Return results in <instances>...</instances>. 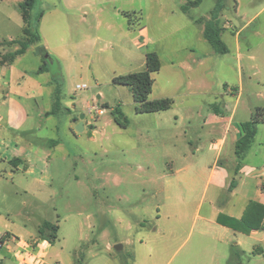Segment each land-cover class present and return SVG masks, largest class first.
<instances>
[{"label": "rangeland", "instance_id": "1", "mask_svg": "<svg viewBox=\"0 0 264 264\" xmlns=\"http://www.w3.org/2000/svg\"><path fill=\"white\" fill-rule=\"evenodd\" d=\"M20 1L0 0V40L22 39ZM192 1L195 0H36L32 14L42 12L43 17L32 27L42 39L41 47L52 58L41 57L40 66L45 62L49 78L54 79L60 103L59 109L55 108L56 122L69 157L52 159L53 186L39 194L25 195L12 188L9 181L0 180V234L7 231L33 244L42 241L38 232L48 223L57 227L56 240L49 247L51 259L61 264L68 260L85 264L90 263L87 255L96 253L100 261L93 260L92 264L106 260L107 264H130L126 256L133 247L137 248L139 238L146 240L145 233L153 219L178 215L176 208L165 206L163 176L179 169L182 163L197 167L208 158L202 117L211 109L223 110L224 104L229 113L234 106L239 113L264 107V0H202L186 14L180 10ZM216 6L220 7L218 25L228 53L217 54L210 45L197 46L196 38H188L185 43L182 36L178 38L176 31L185 24L194 30L204 28ZM139 28L148 34L149 51L155 49L164 64L182 61L189 46L202 53L212 51L204 59V69L196 70L201 78L196 83L194 74L185 68L180 70L182 78L189 76L191 83H199L191 89L200 93L183 95L185 84L179 94L167 89L168 95L173 94L169 97L173 106L161 119L136 113L130 89L112 82L114 77L130 71L141 72L135 69H139V60L148 50L133 43L134 38L142 40L138 38ZM0 46L9 48L12 44L3 41ZM118 46L130 51L136 60L134 65ZM35 52L23 61L30 70L35 67ZM165 79L171 78L164 74L159 81L164 84ZM77 85L87 88L77 90ZM203 102L207 104L200 107ZM61 106L69 113L60 112ZM95 108L104 112L98 115ZM113 110L123 114L128 121L126 128L114 122ZM193 112L200 113L199 118ZM82 115L90 125L78 132L73 120L80 121ZM190 115L193 117L188 122ZM175 116L181 119L176 121ZM67 118L72 123L66 132ZM248 118L237 114L235 122L244 123ZM199 143L205 151L199 157L192 156ZM257 143L264 149V127L259 130ZM185 150L187 156L183 159ZM180 190L181 186L175 195ZM197 193L196 187L194 195ZM194 200L199 198L191 202ZM186 211L187 218L193 219V206ZM189 229L190 226L184 235L173 239L159 264H165L174 253L172 264L183 256L193 243V238H187ZM127 240L133 247L130 244L115 250ZM254 244L251 249L255 255L234 256L233 264H264V253L256 251L264 249V245ZM13 249L0 248V264H16L8 255L12 256Z\"/></svg>", "mask_w": 264, "mask_h": 264}, {"label": "crops", "instance_id": "2", "mask_svg": "<svg viewBox=\"0 0 264 264\" xmlns=\"http://www.w3.org/2000/svg\"><path fill=\"white\" fill-rule=\"evenodd\" d=\"M203 29L194 30L191 25L185 24L177 29L176 35L178 38L182 36L184 43L188 42V38H196L197 46H209L203 36ZM137 31L139 32L138 38L143 41L134 38L133 43L138 48L148 50L139 60V69H135L143 71L145 53L156 52L158 54V52L155 49L149 51L148 46L151 42L146 30L139 28ZM15 40L19 39L9 38L0 40V42ZM41 44L40 37L39 43L30 45L24 54L15 56L12 61H6L7 56L5 55L18 50V44H12L9 48L0 46V180L9 181L12 188L25 195L51 190L55 180L51 165L52 159L69 157L60 137L62 130L56 122L58 113H52L56 90L54 79L49 78L50 70L47 65L45 72L38 73L42 60L35 50L41 47ZM118 49L130 57L127 61L136 62L125 47L118 46ZM187 50L189 53L183 57L182 61L169 60L164 64L159 58L161 69L157 75H153L154 84L149 100L173 97L172 93L171 95L166 93L167 89L172 88L174 93L179 94L183 84L186 85L183 95L193 96L200 93L197 90L193 91L191 87L199 85V83L195 84L201 80L197 77L196 70L204 69V59L209 57L212 51L198 52L195 51V46H189ZM32 51L38 56L35 55V67L30 70L23 64V61ZM47 58L52 61L50 56ZM133 63L131 66L134 65ZM181 68L194 74L191 76L195 79V83H191L189 76L186 79L182 78ZM207 71L205 72L208 73ZM130 73H137V71H130L127 74ZM164 74L171 79H165L162 84L159 78ZM203 103L200 107L207 104ZM61 108L60 112H66L64 107L61 106ZM164 113L166 112L150 115L161 119ZM193 113L199 118L200 113ZM252 113L251 110L239 113L235 106L229 113L224 104L223 110L214 108L202 117L203 126L201 127L206 129L204 134L207 136V152L209 154L212 152L213 156L208 154V158L202 160L197 167L182 163L179 169L163 176L165 206L176 208L179 216L165 215L154 218L149 224L150 227L147 228L148 232L145 231L146 240L144 238L137 240V248L127 240L121 250L126 245L131 244L133 247L129 252L130 256H126L130 264L161 263L160 258L169 249L173 239L177 235L178 237L184 235L188 226L190 229L187 238H193V243L174 264H233L234 256L255 255V251L251 249L255 246V244L252 245L253 243L264 245V166L262 165L264 149L257 143L259 130L264 127V124L258 126L251 148L236 169L235 143L241 136L240 125L243 122H235V117L238 114L244 118L245 115L249 117V121ZM192 117L193 115L188 117V122ZM175 119L179 121L181 118L175 116ZM80 122L83 126L81 132H84L90 122L85 123L84 119L73 120V125L77 127ZM71 123V119L67 118L64 131L71 130ZM173 137L177 138V135L174 134ZM67 138H69L68 134ZM194 150L192 156L199 157L198 154L205 151V146L199 143ZM186 156L187 151L185 150L182 154L183 159H186ZM231 180H234L235 185L230 189ZM179 186H181L180 193L175 195L174 191L178 190ZM196 187L198 188L197 196L194 195ZM192 198H199V200L191 202ZM191 206H193L195 216L190 220L186 216V210ZM5 233L8 232L3 231L0 236ZM109 246L107 244V252H109ZM256 251L257 254L264 253L262 247ZM8 255L13 259L10 253ZM56 255L55 253L57 258ZM87 257L90 258V263L87 261L85 264H92L93 260L100 261L96 253L88 254ZM172 258L165 264H172ZM48 261L50 264H61L58 260L51 259L50 255H48ZM107 261L99 264H107ZM67 264H74V262L68 260ZM113 264L118 263L115 261Z\"/></svg>", "mask_w": 264, "mask_h": 264}, {"label": "trees", "instance_id": "3", "mask_svg": "<svg viewBox=\"0 0 264 264\" xmlns=\"http://www.w3.org/2000/svg\"><path fill=\"white\" fill-rule=\"evenodd\" d=\"M202 0H195L186 3V5L181 7V10L186 13L189 9L197 7L200 5ZM36 6V0H22L18 4L19 13L23 22L22 40H15L9 43L18 44L19 48L14 53L7 55L6 61H12L15 56L22 55L25 53L26 49L32 45L40 42V36L36 29H33V23H39L43 17V13L40 12L33 16L32 12ZM220 12V7L216 6L211 13V17L208 21L204 23L203 36L208 42L210 47L215 53L224 55L228 53V48L221 39L218 22V16ZM38 54L45 60V56L48 57L46 51L43 47L38 48ZM4 62V61H3ZM161 69V62L159 56L155 52L145 53V69L141 72L130 73L126 75H120L114 77L112 82L115 85L126 86L130 89L132 93L133 101L136 105L135 111L138 114H153L168 111L173 106V100L170 98H162L157 100H149V96L152 92L154 84V74H157ZM46 71V64L39 67L38 73H43ZM54 107L52 113L57 110L55 108L60 107L58 92L54 95ZM107 106V105H106ZM55 109V110H54ZM112 116L114 122L121 128H126L128 126V121L125 119L123 114L118 110L112 111ZM264 124V107H257L249 121L241 123V136L235 143V158H236V169L241 165V162L245 158L247 152L251 148L255 136L257 134V129L259 125ZM235 185L234 180H231L230 189ZM57 227L52 226L48 223H44L39 229V239L47 240L50 244H53L56 240ZM5 233L4 236H8ZM46 238V239H45ZM37 242V241H36Z\"/></svg>", "mask_w": 264, "mask_h": 264}, {"label": "built area", "instance_id": "4", "mask_svg": "<svg viewBox=\"0 0 264 264\" xmlns=\"http://www.w3.org/2000/svg\"><path fill=\"white\" fill-rule=\"evenodd\" d=\"M86 88V85L76 86L77 90ZM103 112L104 110L96 109V113L98 115H101ZM90 113H92V111H90ZM50 246L51 244L47 240L29 244L27 241L17 238L13 235H8L6 237L4 235L0 236V248L4 247L6 250H10L14 247L12 257L16 264H50L48 261Z\"/></svg>", "mask_w": 264, "mask_h": 264}, {"label": "water", "instance_id": "5", "mask_svg": "<svg viewBox=\"0 0 264 264\" xmlns=\"http://www.w3.org/2000/svg\"><path fill=\"white\" fill-rule=\"evenodd\" d=\"M80 119L81 120L84 119V116L82 115ZM82 130H83V126H82V123L80 122L76 127V131L81 132ZM121 249H122V246L120 245L115 247V250H121Z\"/></svg>", "mask_w": 264, "mask_h": 264}]
</instances>
